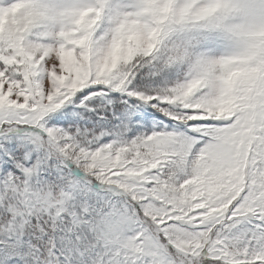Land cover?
I'll use <instances>...</instances> for the list:
<instances>
[{
  "label": "snow or ice",
  "instance_id": "1",
  "mask_svg": "<svg viewBox=\"0 0 264 264\" xmlns=\"http://www.w3.org/2000/svg\"><path fill=\"white\" fill-rule=\"evenodd\" d=\"M0 264H264V0L0 4Z\"/></svg>",
  "mask_w": 264,
  "mask_h": 264
},
{
  "label": "rangeland",
  "instance_id": "2",
  "mask_svg": "<svg viewBox=\"0 0 264 264\" xmlns=\"http://www.w3.org/2000/svg\"><path fill=\"white\" fill-rule=\"evenodd\" d=\"M12 2V0H0V4L2 5H7L10 4Z\"/></svg>",
  "mask_w": 264,
  "mask_h": 264
},
{
  "label": "clouds",
  "instance_id": "3",
  "mask_svg": "<svg viewBox=\"0 0 264 264\" xmlns=\"http://www.w3.org/2000/svg\"><path fill=\"white\" fill-rule=\"evenodd\" d=\"M54 30L58 32L60 30V26L59 25H55Z\"/></svg>",
  "mask_w": 264,
  "mask_h": 264
}]
</instances>
